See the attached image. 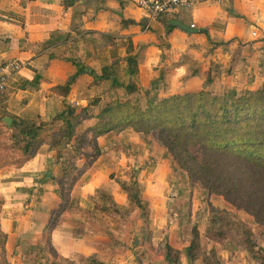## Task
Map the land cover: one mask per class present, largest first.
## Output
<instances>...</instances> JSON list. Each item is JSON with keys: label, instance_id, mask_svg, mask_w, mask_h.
I'll return each mask as SVG.
<instances>
[{"label": "crops", "instance_id": "0c3cea01", "mask_svg": "<svg viewBox=\"0 0 264 264\" xmlns=\"http://www.w3.org/2000/svg\"><path fill=\"white\" fill-rule=\"evenodd\" d=\"M72 1L64 10L63 0H0V67L14 60L25 65L2 95L0 126L5 117L11 124L12 118L47 123L65 106L98 113L122 93L89 75L105 67L136 89L130 99L141 107L144 92L156 100L199 90L209 69L219 93L237 97L264 88V0H199L154 22L137 0ZM93 100L98 103L91 106ZM152 137L126 130L98 139L101 155L72 188V209L59 216L49 242L45 231L60 204L54 178L67 168L70 146L43 148L25 160L0 138V264H54V254L66 264H91L96 257L100 264H170L165 245L179 252V264H201L185 252L183 239L193 227L200 251L214 252L220 264V253L230 264H253L236 242L203 236L208 207L229 206L191 186ZM96 194L129 214L120 241L100 221ZM133 194L149 208L146 226ZM238 216L251 226L250 218Z\"/></svg>", "mask_w": 264, "mask_h": 264}, {"label": "trees", "instance_id": "16d2710c", "mask_svg": "<svg viewBox=\"0 0 264 264\" xmlns=\"http://www.w3.org/2000/svg\"><path fill=\"white\" fill-rule=\"evenodd\" d=\"M73 3L63 0V9ZM172 28L168 25L166 31ZM71 63L78 73L82 72L79 63L74 60ZM128 63L131 66L130 59ZM82 68L84 73L85 67ZM89 75L95 83L111 81L122 93L96 114L88 106L84 109L65 106L60 115L47 123L12 118L10 128L0 126V138L5 137L10 149L25 160L32 159L43 148L70 146L67 168L54 178L60 204L45 231L48 242L59 216L72 209L71 190L75 183L101 155L98 139L109 133L131 130L153 136L167 156L187 174L191 186L200 185L207 196L219 197L229 206L230 210L208 207L203 236L216 244L234 241L247 253L251 263L264 264V254L254 244L250 228L238 216L242 212L264 226V88L245 90L237 97L219 93L214 88L216 76L209 69L199 90L156 100L144 92L146 102L141 107L139 100L130 99L136 89L118 83L120 75L113 67L102 68L100 74L91 71ZM97 103L98 100H93L91 106ZM79 130L82 132L78 133ZM132 202L134 210H141L146 226L148 206L136 194ZM94 204L100 221L120 241L129 214L118 208L109 196L96 194ZM1 239L4 243L6 236ZM199 239L196 227L185 235L183 242L187 245L188 259L199 260L201 264H220L214 252L200 251ZM43 247L48 250L46 245ZM165 249V260L179 264V252L168 245ZM54 259V264H66L56 254ZM91 264H100L99 258H94Z\"/></svg>", "mask_w": 264, "mask_h": 264}, {"label": "built area", "instance_id": "2783aa9c", "mask_svg": "<svg viewBox=\"0 0 264 264\" xmlns=\"http://www.w3.org/2000/svg\"><path fill=\"white\" fill-rule=\"evenodd\" d=\"M197 1L199 0H137L136 7L146 15L150 22H154L161 16L175 12L178 7L188 8ZM251 36L262 39L256 31H252ZM24 67L25 65L18 60L0 67V103L9 81Z\"/></svg>", "mask_w": 264, "mask_h": 264}, {"label": "rangeland", "instance_id": "374dc122", "mask_svg": "<svg viewBox=\"0 0 264 264\" xmlns=\"http://www.w3.org/2000/svg\"><path fill=\"white\" fill-rule=\"evenodd\" d=\"M227 93V92H226ZM229 95V93H227ZM49 122V121H48ZM153 138V137H152ZM153 140L155 141V139L153 138ZM156 142V141H155ZM157 143V142H156ZM158 144V143H157ZM161 147V146H160ZM162 148V147H161ZM165 151V150H164ZM180 170V169H179ZM182 171V170H180ZM183 173V172H182ZM187 178V174L186 173H183ZM189 180V179H188ZM200 186V185H199ZM209 197H215V196H209ZM231 208V207H230ZM232 209V208H231ZM238 214H241L243 216H245L242 212H238ZM250 220L252 221V224L251 226L248 225V220H244L243 222L248 225V227L250 228L251 230V233H252V236H253V242L254 244L256 245L257 248H259L261 250V252L264 254V226L262 225H259V224H256L254 222V220H252L250 218ZM237 244V243H236ZM221 259L225 258V260H223L224 264H230L229 263V258L228 256H225V255H222L220 253V256H219ZM256 264H259V261H255Z\"/></svg>", "mask_w": 264, "mask_h": 264}, {"label": "water", "instance_id": "95a60500", "mask_svg": "<svg viewBox=\"0 0 264 264\" xmlns=\"http://www.w3.org/2000/svg\"><path fill=\"white\" fill-rule=\"evenodd\" d=\"M176 26H179V25H176ZM180 27V26H179ZM186 30V28H184ZM3 124L7 127H10L11 126V119L10 118H4L2 120Z\"/></svg>", "mask_w": 264, "mask_h": 264}]
</instances>
